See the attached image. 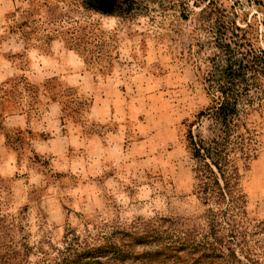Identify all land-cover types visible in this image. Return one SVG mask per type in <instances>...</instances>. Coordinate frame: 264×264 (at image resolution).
Here are the masks:
<instances>
[{
    "label": "rangeland",
    "instance_id": "obj_1",
    "mask_svg": "<svg viewBox=\"0 0 264 264\" xmlns=\"http://www.w3.org/2000/svg\"><path fill=\"white\" fill-rule=\"evenodd\" d=\"M87 1L0 0V264H62L160 217L208 230L188 132L212 135L220 11L261 51L264 0ZM257 81L240 104L248 157L232 153L251 228L264 222ZM252 239L261 253L264 234Z\"/></svg>",
    "mask_w": 264,
    "mask_h": 264
},
{
    "label": "trees",
    "instance_id": "obj_2",
    "mask_svg": "<svg viewBox=\"0 0 264 264\" xmlns=\"http://www.w3.org/2000/svg\"><path fill=\"white\" fill-rule=\"evenodd\" d=\"M213 1L220 10L222 0ZM82 2L83 6L88 3ZM136 3L122 0L119 9L130 13ZM220 14L217 47L224 53L226 66L217 85L220 95L209 108L212 135L206 138L195 135L192 129L188 132L190 152L197 161L196 192L205 205L211 204L205 213L208 230L169 217L139 221L104 236L101 244L86 243L72 249L61 259L62 264L82 258H88L86 264H247L244 258L251 264H264L260 261L264 250L258 253L251 244L254 235L264 234V222L251 228L246 220L248 200L232 155L239 150L248 157L244 152L246 138L238 133L240 104L250 89L259 85V77H264V50L249 42L236 20L228 24L222 19L223 10ZM205 114L201 111L199 116Z\"/></svg>",
    "mask_w": 264,
    "mask_h": 264
}]
</instances>
